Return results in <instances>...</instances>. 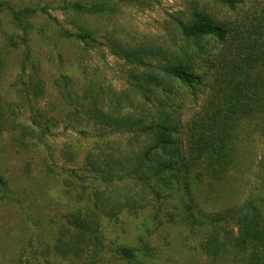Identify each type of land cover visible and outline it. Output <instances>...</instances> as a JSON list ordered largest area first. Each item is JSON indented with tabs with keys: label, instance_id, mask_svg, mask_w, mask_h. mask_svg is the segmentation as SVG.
Returning <instances> with one entry per match:
<instances>
[{
	"label": "rangeland",
	"instance_id": "374dc122",
	"mask_svg": "<svg viewBox=\"0 0 264 264\" xmlns=\"http://www.w3.org/2000/svg\"><path fill=\"white\" fill-rule=\"evenodd\" d=\"M1 1L15 7L47 4L49 14L58 22L47 19L39 11L38 18L33 21L36 30L26 33L16 27L7 10L0 11V96L5 112L0 121L4 147L0 169L7 170L6 175L12 183L10 193L7 194L2 186L4 195H0V264H124L121 252L126 248L142 249L137 255L144 264H235L234 250L214 260L205 250L208 234L198 233L185 225L181 214L189 207L190 200L186 199L182 187H177L179 196L174 191L161 189L160 200L140 211L123 206L110 213L101 203L94 205L92 199L79 201L89 194L88 184L105 193L109 190L105 183L97 182L93 173L86 172L85 160L89 159V154L105 167L108 157L102 150L112 151L115 159L111 165L119 163L114 170L121 169L119 178L122 179L116 184L121 187L127 185L125 176L130 170L129 164L124 161L122 165L121 160L141 148L145 139L136 137L134 130L127 131L114 124L104 129L106 125L100 122L95 121L96 125L87 118H77L72 114L74 106H66L62 99L57 79L65 76L74 95L77 92L83 94L87 89L86 74L94 75L98 87L110 92L112 101L120 100L128 114L134 115L132 120L138 122L143 114L154 115L156 108L147 107L142 113L141 109L133 113L136 108L128 105L130 98L136 95V101L142 100L131 87L135 83L132 76L145 71L159 74L155 67L161 64L162 58H181L187 44L178 31L179 20L203 17L234 30L239 25L240 32L243 22L257 24V19L262 18L264 0H244L236 9L216 0H112L114 11L110 20L105 17L81 18L72 12L65 14L59 9L61 0ZM263 28L264 20L255 32L260 33ZM64 29L74 35L90 32L95 41L66 38ZM249 32L254 34V30ZM204 42H209L210 49L216 45L212 39ZM141 47L153 48V54L142 55L144 61L141 63L136 58H127L128 54H142L138 50ZM246 47L244 51L249 50ZM27 50L31 58L26 62L28 70L25 74L34 76L35 82L43 88V93L36 99V108L43 111L44 118L53 120V129L46 138H41L39 129L32 126L31 106L17 81L21 78ZM215 89L210 86L206 91L214 94ZM204 99L205 95L197 103L187 100L180 112L183 124L180 137L185 140L182 150L189 154V129ZM32 129L37 132L34 133L37 143L19 146L22 145L19 139L24 140L26 132L31 133ZM238 130L237 126L232 143L236 153L224 167L223 177L209 162L204 163L196 174L195 185L202 187L205 198L214 199L226 194V201L218 204L203 200L200 207L207 216L237 209L254 189H259L257 164L263 148L259 134L249 136L240 130L238 143ZM212 151L209 158L215 160L217 150L214 146ZM211 171L217 172L215 178ZM182 194L184 198H181ZM256 204L264 209V191ZM94 206L101 208L99 224L106 251H99L93 261H86L69 249L70 242L63 231L74 227L70 219L77 211L86 216L89 210L87 216L89 220L93 218ZM103 209L105 211L101 213ZM227 231L228 227L222 231L223 236ZM234 233H238L237 228ZM61 241L66 244L63 249H58ZM148 242L152 251L146 254L144 248ZM101 245L98 246L101 248Z\"/></svg>",
	"mask_w": 264,
	"mask_h": 264
},
{
	"label": "trees",
	"instance_id": "16d2710c",
	"mask_svg": "<svg viewBox=\"0 0 264 264\" xmlns=\"http://www.w3.org/2000/svg\"><path fill=\"white\" fill-rule=\"evenodd\" d=\"M216 1L232 9H236L244 2V0ZM49 7L47 4L41 7L29 5L15 7L9 2L0 0V11L7 10L16 27L26 33L36 30L33 21L38 18L39 11L47 16V19L58 22L49 14ZM59 9L65 14L72 12L81 18L105 17L110 20L114 4L112 0H61ZM263 20L264 15L261 19H257V24L247 25L243 22L240 32L239 25L235 31L226 24L211 22L203 17L188 21L179 20L178 31L187 44L181 52V58H162L161 64L155 67L160 71L159 74L145 71L143 74L132 76L135 83L131 87L142 100L138 102L136 95L133 98H130V94L127 95L131 101L128 105L136 108L133 113L138 109H141L142 113L147 107L156 108L154 115L143 114L138 122L132 120L131 116L134 115L128 114L129 111H126L120 100L112 101L109 98L110 92H105L101 86L98 90V81L94 75L86 74L88 82L86 92L84 91L83 94L77 92L78 94L74 95L68 87V79L65 76L57 79V87L62 99L66 106H74L72 114L77 118L81 120L87 118L95 124V121L100 122L106 125L104 129L114 124L127 131L134 130L136 137L145 139L141 148L128 155L133 157L126 156L121 160L122 165L125 161L130 167L125 176L127 185L121 187L116 185L122 179L119 178L121 169L118 172L114 170L119 163L111 165L115 159L112 151L106 153L102 150L105 157H108V162L104 165L109 167L101 166V162L94 160L89 154V159L85 160L86 172L93 173L97 182L100 185L105 183L109 190L105 193L100 188L95 190L92 184H88L86 187L89 194L79 198V201L92 199L94 205L101 203L110 213H115L123 206L140 211L150 207L152 202L160 200L161 189L173 193L177 191V187L178 189L182 187L186 199L190 200L189 207L184 208L181 214L183 221L198 233L208 234L205 250L214 260L228 253L229 250H234L235 264H264V209L256 204L258 196L264 191V28L260 33L255 32L261 27ZM250 30H254V34L249 32ZM63 34L66 38L76 37L84 42L95 41L90 32L74 35L64 29ZM25 39L28 41L27 37ZM205 39L214 40L216 45L212 49L217 50L210 49L209 42H204ZM199 41L200 43H195ZM245 47L249 50L244 51ZM138 50L142 51V54L137 56L128 54L127 58H136L137 62L141 63L144 61L142 55L153 54V48L141 47ZM28 58L31 57L27 50L21 78L17 81L31 106L32 126L39 129L41 138H46L53 129V120L44 118L43 111L36 108V99L43 93V88L41 84L35 82L34 76L29 77L25 74L28 70L26 65ZM24 77L29 80H23ZM210 86L216 88L214 94L206 91ZM204 95L203 106L199 108L200 112L192 120L189 129L188 142L191 150L189 154L187 150H182L185 140L180 137V130L183 127L180 112L185 108L187 100L197 103ZM4 114L0 96V121L3 120ZM237 126L238 143L240 130L246 131L249 136L259 134L263 146L257 164L256 179L260 181L257 184L259 189H254L237 209H227L222 213L207 216L200 207L203 200L207 199V202L218 204L226 201V194L216 196L215 200L210 196L205 198L202 187L195 185V180L198 181L196 174L204 163L209 162L213 167H217L223 177L226 170L224 167L236 153L232 143ZM31 131V133L26 132L24 140L19 139L18 142L22 144L19 146L37 143L34 134L37 132L33 129ZM213 146L217 150L215 160L209 158L213 155ZM3 151V139L0 135V163H2ZM123 154L126 155L127 152ZM211 172L215 178L217 172ZM6 173V169H0V195H4L2 186L7 194L12 187L11 179ZM184 197L185 195L182 194L181 198ZM0 200H2L1 196ZM182 201L183 199H180V202ZM177 208L182 210L180 206ZM99 209L101 208L94 206V217L90 220L87 216L89 210L86 216L84 212L77 211L70 219L75 224L74 227L63 231L69 239V249L77 252L80 258H86V261H93L99 251H106L99 224ZM104 211L101 210V213ZM77 215L79 216L76 217ZM226 227L229 231L224 232L223 236L222 231ZM234 228L238 229L237 234L234 233ZM65 244L66 242L61 241L58 249H63ZM99 244H102L101 248ZM147 245L144 248L146 254L152 251V245L149 242ZM86 246L89 248L87 249ZM141 250L124 249L121 252V260L124 264H144L139 261L137 255Z\"/></svg>",
	"mask_w": 264,
	"mask_h": 264
}]
</instances>
